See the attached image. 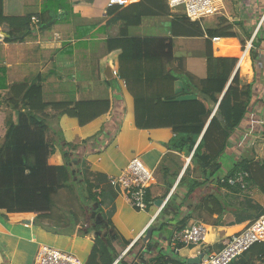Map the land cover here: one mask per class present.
<instances>
[{
  "label": "trees",
  "instance_id": "1",
  "mask_svg": "<svg viewBox=\"0 0 264 264\" xmlns=\"http://www.w3.org/2000/svg\"><path fill=\"white\" fill-rule=\"evenodd\" d=\"M108 15L107 25L120 23L124 26L119 37L108 40V51L121 50L118 76L125 81L133 96L135 127L141 130L170 128L174 133L170 142L166 143L170 153L161 164V180L166 188L163 199L173 188L184 166L182 160L190 158L175 192L154 220V226L160 231L175 220L178 221L175 230L183 229L192 219L190 216L181 217L183 205L197 188L221 171L219 158L228 147L232 134L249 113L254 83H243L239 70L235 72L238 57L215 56L212 45L213 38H237L238 35L233 24L225 18L222 25L204 28L184 15H174L170 26L174 37H208L207 76L198 79L181 67L182 60L174 55L173 38L128 35V28L141 24L144 18L170 16L167 0H140L127 6L113 5L108 8ZM49 16V22L44 20L45 15L39 16L42 30L57 23L56 15ZM31 19V14L6 15L4 0H0V26L7 32L5 42H22L30 36ZM262 47L264 21L250 49L253 66L260 58ZM175 61L177 66H174ZM246 63H249L248 52L240 67L244 69ZM176 81L182 82L179 92L175 91ZM43 82L44 77L39 75L32 82L9 86L8 102L16 112L17 121L7 122L0 145V209L6 218L8 214L34 213L35 223L52 233L84 237L94 235L85 264H115L131 243L113 222L117 194L108 183V177L92 171L88 160L79 153L81 146L96 140L105 130L73 143L66 141L63 135L59 138L49 136L48 122L51 118L59 119L66 115L76 118L80 126H85L108 113L110 101L47 102L43 96ZM185 95L198 98L179 99ZM58 149L63 163L52 164L49 160ZM256 166L264 173V162H257ZM239 170L250 173V183L258 178L253 164L245 159L236 163L234 173ZM223 186L236 194L243 193L238 186ZM260 190L264 193V185L260 186ZM62 191H66L65 197ZM146 194L149 206L155 199L151 190L147 189ZM203 205L211 210L219 207L223 211L226 203L223 197L210 194L203 199L200 206ZM125 256L117 264H128ZM145 262L186 264L174 254L166 253H159ZM231 264H264V243H256Z\"/></svg>",
  "mask_w": 264,
  "mask_h": 264
},
{
  "label": "crops",
  "instance_id": "2",
  "mask_svg": "<svg viewBox=\"0 0 264 264\" xmlns=\"http://www.w3.org/2000/svg\"><path fill=\"white\" fill-rule=\"evenodd\" d=\"M138 1L140 0H130L129 4ZM108 2L109 0H4V12L8 16L31 14L40 20L39 16L45 15L44 20L49 22V15L54 14L58 21L51 28L42 30L40 22L33 27L31 19L32 34L24 41L15 43L4 41L7 32L0 26V33H4V37L0 39V145L4 140L7 122L17 121L16 112L8 102L9 86L14 83L32 82L39 75L43 76V96L47 102L108 99L111 104L108 113L85 126H80L76 118L66 115L59 119H49V136L59 138L63 135L66 141L79 143L104 129L105 133L96 140H90L88 145L81 146L79 153L88 160L92 171L108 177V183L117 194L113 222L123 237L131 242L124 260L128 264H146L145 261L149 262L159 253H166L174 254L187 264L188 260L219 251L231 235L240 232L264 213V193L260 190V186L264 185V173L256 166L257 162H264V63H255L253 66L248 55L249 63L242 69L240 66L247 51L241 52L236 38L212 41L215 56L237 57L239 54L240 61L235 72L239 70L243 83H254L249 113L234 131L228 147L219 158L221 171L197 188L181 209V217L192 218L188 225L201 221L208 226L206 241L200 245L173 244L171 238L178 222L175 220L165 230L160 231L156 227L152 239L145 243L143 237L150 227H155V218L175 192L180 178L190 164V158L182 160L184 166L173 188L163 199L166 188L161 180V164L163 158L170 153L166 143L170 142L174 133L170 128L141 130L135 127L134 99L125 81L118 76L121 50L108 51V40L119 37L124 26L120 23L107 25L110 19ZM167 4L169 6L168 0ZM169 9L170 16L144 18L141 24L128 28V35L173 38L174 55L182 60L181 67L196 78L204 79L207 76L208 37H174L171 22L175 14L183 13L170 6ZM55 34L60 38H55ZM254 37L253 35L252 39ZM262 57L264 61V56ZM174 64L177 66L178 63L175 61ZM257 65L263 68L262 72L258 71ZM108 66L113 72V78H108L105 74ZM181 86L182 82L176 81L175 91L179 92ZM197 98L195 95L179 97L180 100ZM216 109L217 106L213 114ZM134 157H139L155 174L156 182L148 188L155 201L149 204L144 216L140 214L139 218H143L141 221H137L129 230H121L117 219L128 218L131 204L121 187L113 185L110 180L118 178ZM244 159L253 164L258 178L251 183L250 191L236 194L223 186L218 178L233 174L236 163ZM49 162L56 165L63 163L59 149ZM62 194L64 197L67 195L66 191H62ZM210 194L224 198L226 206L223 211L219 207L211 210L204 205L200 206ZM159 199L164 201L161 207L155 205ZM7 216L6 218L0 209V264H33L40 245L58 244L64 237L76 243L79 237L75 234L69 237L46 231L39 223H35L34 213ZM83 238L89 244L82 254L84 259L78 257L85 264L93 246L94 235Z\"/></svg>",
  "mask_w": 264,
  "mask_h": 264
},
{
  "label": "built area",
  "instance_id": "3",
  "mask_svg": "<svg viewBox=\"0 0 264 264\" xmlns=\"http://www.w3.org/2000/svg\"><path fill=\"white\" fill-rule=\"evenodd\" d=\"M129 3L130 0H109L108 2L109 7L113 5L125 6ZM168 3L174 10L183 7V15L191 22H199L200 24L205 19L221 14L224 9L223 0H168ZM39 22L37 17H32L33 27H36ZM55 38L59 39L60 36L55 34ZM219 39L213 38L212 41L218 42ZM251 46L250 42L245 47V51L248 52ZM249 177L248 171L239 170L230 176L220 178L219 182L222 185L238 186L243 192H248L252 188ZM110 181L113 185L121 187L124 196L134 208L141 211L148 209L146 192L156 182V177L154 172L148 169L139 157L131 159L120 176L112 178ZM208 231V226L205 223L196 221L183 229L175 230L171 242L175 245H200L206 241ZM256 243H264V214L251 221L240 232L231 235L219 251L212 252L208 254V258L190 264H231ZM128 251L129 248L122 252L115 264ZM33 264H82V262L74 253L42 244L37 249Z\"/></svg>",
  "mask_w": 264,
  "mask_h": 264
},
{
  "label": "rangeland",
  "instance_id": "4",
  "mask_svg": "<svg viewBox=\"0 0 264 264\" xmlns=\"http://www.w3.org/2000/svg\"><path fill=\"white\" fill-rule=\"evenodd\" d=\"M225 3V4H224ZM224 9L221 14L216 15L209 20H203L204 28H212L217 25H222L224 18L233 24V29L237 33V42L236 44L242 50L241 52L245 51V48L249 42L251 41L255 31L259 27V25L263 24L264 21V0H223ZM183 7H178L175 10H183ZM234 44V43H233ZM244 44V45H243ZM252 47V46H251ZM179 54V53H178ZM260 58L256 61V64L261 62L264 63L263 57L264 56V47L260 50ZM248 55L250 56V50ZM239 56V54H238ZM237 56V57H238ZM240 58V56L238 57ZM240 61V60H239ZM258 71L262 72L263 68L257 65ZM261 68V69H260ZM248 114V113H247ZM247 116V115H246ZM246 118V117H245ZM53 122H51V125ZM160 178V177H159ZM145 211L137 210L131 205V211L128 213V218H118V225L122 228L121 230H129L132 226H134L137 221H141L143 218H139L145 215ZM71 237L72 235H68ZM84 236H79L76 243H73L70 238L64 237L58 244L55 243H45V245L74 253L77 256H81L86 247H88V242L83 238ZM61 244V245H59ZM74 245V246H73ZM240 258V257H238ZM84 259V258H83ZM237 260V259H236Z\"/></svg>",
  "mask_w": 264,
  "mask_h": 264
},
{
  "label": "water",
  "instance_id": "5",
  "mask_svg": "<svg viewBox=\"0 0 264 264\" xmlns=\"http://www.w3.org/2000/svg\"><path fill=\"white\" fill-rule=\"evenodd\" d=\"M258 29L259 27L257 28V30L255 31L254 33V36L256 35V33L258 32ZM4 33H0V39H2L4 37L3 35ZM238 69V68H237ZM105 74L107 75V77L109 78H113V72L112 70L110 69V67L108 66V68L106 69V72ZM232 175V174H231ZM164 201L159 199L155 202V205H157L158 207H161L163 205ZM157 228L156 227H150L147 232H146V235L143 237V241L145 243L149 242L151 239H152V236H153V233L154 231H156ZM202 258H208V254H203L202 256H200L199 258H195V259H192V260H188V264L190 263H197L199 262Z\"/></svg>",
  "mask_w": 264,
  "mask_h": 264
},
{
  "label": "clouds",
  "instance_id": "6",
  "mask_svg": "<svg viewBox=\"0 0 264 264\" xmlns=\"http://www.w3.org/2000/svg\"><path fill=\"white\" fill-rule=\"evenodd\" d=\"M260 26H261V25H259V27H260ZM259 29H260V28H259ZM259 29H258V31H259ZM252 41H253V39H251V41H250V42H251V45H252ZM250 49H251V48H250ZM250 49H249V50H250ZM248 53H249V52H248ZM239 60H240V58H239ZM155 219H156V218H155Z\"/></svg>",
  "mask_w": 264,
  "mask_h": 264
}]
</instances>
